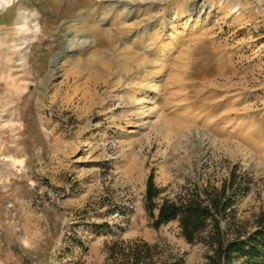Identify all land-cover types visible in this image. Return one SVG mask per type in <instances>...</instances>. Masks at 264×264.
<instances>
[{
  "label": "rangeland",
  "instance_id": "obj_1",
  "mask_svg": "<svg viewBox=\"0 0 264 264\" xmlns=\"http://www.w3.org/2000/svg\"><path fill=\"white\" fill-rule=\"evenodd\" d=\"M248 181L264 214V0H15L0 10V264H122L115 241L206 264L143 205ZM115 207V208H114Z\"/></svg>",
  "mask_w": 264,
  "mask_h": 264
},
{
  "label": "trees",
  "instance_id": "obj_2",
  "mask_svg": "<svg viewBox=\"0 0 264 264\" xmlns=\"http://www.w3.org/2000/svg\"><path fill=\"white\" fill-rule=\"evenodd\" d=\"M151 171L145 181L143 205L151 226L159 229L178 222L181 236L189 244H202L206 264H264V214L250 226L236 216L238 200L249 191L248 181L231 172L217 187L193 186L173 199L161 197ZM115 208V207H114ZM110 256L122 264H181V258L156 245L135 241H115Z\"/></svg>",
  "mask_w": 264,
  "mask_h": 264
},
{
  "label": "clouds",
  "instance_id": "obj_3",
  "mask_svg": "<svg viewBox=\"0 0 264 264\" xmlns=\"http://www.w3.org/2000/svg\"><path fill=\"white\" fill-rule=\"evenodd\" d=\"M14 2H15V0H0V10L8 8Z\"/></svg>",
  "mask_w": 264,
  "mask_h": 264
}]
</instances>
